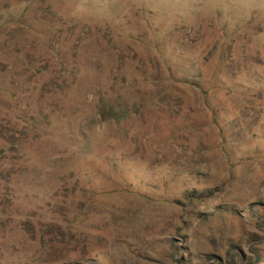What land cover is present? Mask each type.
<instances>
[{"label": "rangeland", "instance_id": "rangeland-1", "mask_svg": "<svg viewBox=\"0 0 264 264\" xmlns=\"http://www.w3.org/2000/svg\"><path fill=\"white\" fill-rule=\"evenodd\" d=\"M25 1L26 22L0 29V76L17 72L36 108L49 72L25 76L2 50L78 47L87 100L68 144L34 145L43 166L0 205V264H264V0H0V14ZM156 46L177 77L250 95L173 85ZM132 60L162 80L140 81L128 120L99 126L94 83Z\"/></svg>", "mask_w": 264, "mask_h": 264}, {"label": "trees", "instance_id": "trees-1", "mask_svg": "<svg viewBox=\"0 0 264 264\" xmlns=\"http://www.w3.org/2000/svg\"><path fill=\"white\" fill-rule=\"evenodd\" d=\"M25 4L22 9L5 7L0 14V17H3L0 29L9 24L19 27L23 22H26L23 18L29 11L30 2L25 1ZM60 23L65 26L64 28H67L63 19ZM24 24L25 29L41 33V27H37L34 23ZM37 24L39 25L40 21ZM134 39L136 41V38ZM147 48L161 59L162 67L169 75L173 85L201 92L204 96L208 95L210 90L221 89L231 93L249 94L247 89L236 88L234 85L229 87L215 77H210L205 82L201 80L200 75L184 74L177 77L176 74L179 72L174 70L164 48L159 46ZM2 51L4 59L12 60V66L15 65V69H20L25 76H40L49 72L50 78L43 89V97L39 99L35 108L31 104V101L36 100L33 95H30L33 90L27 91L25 81L20 80L17 72L14 75L3 73L2 77L0 76V125L3 123L13 126L11 136L7 134L3 137L0 131V205L7 203V198H11L10 194L16 196V193L19 192V179L22 174L31 172L35 166H43L44 163L41 160L37 161L35 157L36 147L34 145L38 147L42 141L63 142L66 138H64L66 135L64 131L73 129L74 125V118L70 120L69 114L78 113L80 107L82 108L87 100L83 93L82 80L75 78L85 73L80 63L78 47H59L57 49L37 47L40 60L33 61L28 54L20 50L18 51L19 55H23L21 58L17 55L13 57L8 50L3 49ZM41 60L52 63L50 65L57 67V71H53L50 65L42 67ZM8 72L12 73V71ZM161 80L159 74L145 70L140 62L135 64L134 60L127 65L125 61L111 64L106 71L104 81L96 79L97 83H94L93 103L96 108L95 118L98 120V125L116 124L128 120L137 112L133 93L139 87L140 81L147 84H159ZM206 86L207 88H205ZM21 96L29 100L28 108L25 110L19 107ZM211 112L215 114L213 110ZM68 140L64 141L66 145Z\"/></svg>", "mask_w": 264, "mask_h": 264}]
</instances>
